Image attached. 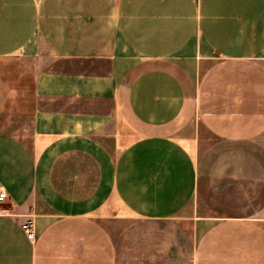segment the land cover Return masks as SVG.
Listing matches in <instances>:
<instances>
[{"label":"crops","instance_id":"crops-1","mask_svg":"<svg viewBox=\"0 0 264 264\" xmlns=\"http://www.w3.org/2000/svg\"><path fill=\"white\" fill-rule=\"evenodd\" d=\"M0 65V264H264V0H0Z\"/></svg>","mask_w":264,"mask_h":264},{"label":"rangeland","instance_id":"rangeland-1","mask_svg":"<svg viewBox=\"0 0 264 264\" xmlns=\"http://www.w3.org/2000/svg\"><path fill=\"white\" fill-rule=\"evenodd\" d=\"M14 80V81H12ZM9 66L0 65V129L16 131L25 126L28 120L29 86L24 82L14 86Z\"/></svg>","mask_w":264,"mask_h":264},{"label":"built area","instance_id":"built-area-1","mask_svg":"<svg viewBox=\"0 0 264 264\" xmlns=\"http://www.w3.org/2000/svg\"><path fill=\"white\" fill-rule=\"evenodd\" d=\"M7 198V193L4 189H0V203H2L4 200ZM21 229L24 231L26 236L30 239L33 240L35 237V232H34V223L33 219L31 217L26 218L22 223H21Z\"/></svg>","mask_w":264,"mask_h":264}]
</instances>
